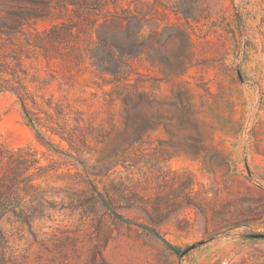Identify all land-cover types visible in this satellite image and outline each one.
Segmentation results:
<instances>
[{
    "label": "rangeland",
    "instance_id": "1",
    "mask_svg": "<svg viewBox=\"0 0 264 264\" xmlns=\"http://www.w3.org/2000/svg\"><path fill=\"white\" fill-rule=\"evenodd\" d=\"M0 264H264V0H0Z\"/></svg>",
    "mask_w": 264,
    "mask_h": 264
}]
</instances>
